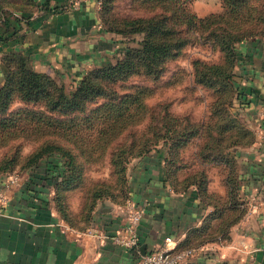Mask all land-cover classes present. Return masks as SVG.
Masks as SVG:
<instances>
[{
	"label": "crops",
	"instance_id": "1",
	"mask_svg": "<svg viewBox=\"0 0 264 264\" xmlns=\"http://www.w3.org/2000/svg\"><path fill=\"white\" fill-rule=\"evenodd\" d=\"M0 8L5 17V25L0 23V56L20 52L34 71L63 83L74 84L125 45L120 35L101 27L97 0H0ZM235 52L234 84L247 104L240 107L233 100L230 112L253 134V141L229 149L230 165L193 164L170 176L164 146L129 161L126 186L129 199L143 208L136 230L138 249L143 245L145 253L168 237L171 245L186 241L194 249L182 264H264V164L258 145L259 132L264 133V37L239 43ZM193 151L180 156L187 159ZM195 171L202 172L204 189L182 188L185 175ZM4 177L0 264H133L132 251L84 234L88 227L96 233L118 228L125 221L124 204L96 202L89 226L80 230L61 220L47 199L52 191L46 189L45 194L41 183L33 186L41 192L30 197L21 188L32 187L25 179L14 190L19 181L4 188ZM43 195L48 197L42 200ZM212 211L217 217L210 216Z\"/></svg>",
	"mask_w": 264,
	"mask_h": 264
},
{
	"label": "trees",
	"instance_id": "2",
	"mask_svg": "<svg viewBox=\"0 0 264 264\" xmlns=\"http://www.w3.org/2000/svg\"><path fill=\"white\" fill-rule=\"evenodd\" d=\"M109 1L112 0H98V19L101 27L107 32L118 35L139 33L141 34L140 41L137 47H124L122 55L113 61L86 70L74 84L66 86L59 79L34 71L28 58L20 52L6 51L1 54L0 139L6 137L9 130L16 126L15 122L22 119L24 121L30 119L31 125L34 126L33 130L37 129L38 123H41L43 128L49 132L62 133L70 128V133L68 131L67 134H70L72 139L75 137L80 139L81 131L86 128L95 129L98 134L111 131L115 135L124 128L125 125L122 123L125 120L134 118V121H137L146 113L143 100L151 89L129 84L126 86L127 90L120 93L123 83L135 75L149 77L151 80L158 79L165 62L176 58L186 44L185 37L178 36L181 30L175 26L181 23L185 28L183 31L189 33L199 25L201 20L195 19L185 11L184 0H133L148 15L122 19L120 25L116 27V24L108 23L106 18H103L109 10ZM260 4L261 7L256 11L257 16L264 15V0ZM222 5L224 21L220 23L218 45L224 54L225 63L229 66L227 68V65L224 67L211 64L205 67L211 76L209 83L217 81L222 85L220 92L222 89L225 92L224 105L221 107L219 104L217 108L222 114L214 121L209 132L203 133L201 122L196 125L190 124L187 119L184 118L182 121L178 115L161 108L158 115L150 114L154 124L151 126L150 136L155 139L141 142V147L134 154L141 157L157 145L164 146L167 154L165 165L169 176L174 175L178 168L190 167L193 164L199 166V164L209 162H224L230 165L229 149L234 146L247 145L253 141V134L240 122L236 113L230 112L233 100H236L240 107L247 104V101L242 99L243 94L234 84L233 70L237 65L234 45L244 39L264 37V29L254 32L246 27L240 29V25H243L245 21L248 22L247 19H251L250 11L253 10V4L249 3V0H222ZM241 7L245 9L246 14L243 13ZM24 19L26 18H22ZM0 23L5 25L4 12L1 8ZM0 40H4V37H0ZM194 81L198 85L201 83V80L195 77ZM13 99L25 105L30 103L40 109L38 111L19 107L9 110ZM214 105L217 106L216 103ZM172 137L175 139H171ZM191 148H194V151L187 159L180 156ZM54 152L64 158L62 169L54 174L53 169L56 166L54 167V163L48 161L43 169L42 177L37 179L31 177L28 185L31 184L33 188L41 183L40 188L42 189L47 181L52 182L55 195L51 200L59 217L68 226L81 230L89 226L87 222L91 218V211L96 202L92 205L89 201L86 205L82 204L77 213H72L67 206L66 208L61 206L60 193L73 189L79 180V172L74 167L72 155L60 146L44 144L27 159V163H37L40 158ZM130 156L133 157V155ZM121 160L125 161L124 158ZM7 163L5 161L0 165V170L7 168ZM120 168L124 174L125 169L122 166ZM230 181V178L227 179L229 184H231ZM181 183L182 188L195 185L197 189L202 190L204 189V176L202 172H191L185 175ZM118 186L120 189L116 190V194H111L109 191L104 192L106 196H109L107 197L109 200L123 205L129 198L125 177ZM31 191L36 195L40 190L32 189ZM214 212H211L212 218L217 217ZM80 221H83L84 225L79 223ZM187 247L190 246L186 241L175 245L176 249ZM133 254L136 256L134 252Z\"/></svg>",
	"mask_w": 264,
	"mask_h": 264
},
{
	"label": "rangeland",
	"instance_id": "3",
	"mask_svg": "<svg viewBox=\"0 0 264 264\" xmlns=\"http://www.w3.org/2000/svg\"><path fill=\"white\" fill-rule=\"evenodd\" d=\"M109 2V10L103 18L105 17L108 23L116 24V27L120 25L122 19L148 15L133 0H112ZM261 2L262 0H249V3L253 4V10L250 11L251 19H247L248 22L245 21L243 25H240V29L246 27L252 29V32L264 29V15H256V11L261 7ZM97 5L99 6V2H97ZM183 6L188 14L195 19H200L202 23H198L199 25L189 33L183 31L185 29L183 24L180 23L175 26L181 30L178 36H183L186 39V44L180 50L179 55L165 62L158 79L151 80L149 77L135 75L123 83V87L120 89V93L125 92L127 90L126 86L129 84L150 88L151 92L143 100L146 108L145 114L137 121H134V118L125 120L122 123L125 125L124 128L120 133L116 132L115 135L111 131L98 134L95 129L86 128L81 131L80 139L77 137L72 139L73 137L67 134L68 131L70 133V128L65 129L62 133L49 132L46 128H43L41 123H38L36 125L37 129L33 130L32 127L34 126L31 125L32 121H29L30 119L19 120L15 122L16 126L9 130V134L0 139V165L5 161L8 162L7 168L0 170V178L6 177L9 173H15L19 178V183L14 187L15 190L20 187L23 179L28 184L31 177L41 178L48 161L54 163V167L56 166L53 169L54 174L57 173L64 166V158L60 157L58 153L54 152L55 155L54 153L47 154L40 158L37 163H27V159L44 144L60 146L72 155L74 167L79 172V180L76 186L71 190L60 193L61 206L77 209L82 204L86 205L88 201L91 205L94 202L111 201L104 191L116 194V190L120 189L118 185H121L123 177L126 179L125 173L123 174L120 167L122 166L126 172L129 161L139 158L134 154L141 147L140 143L155 139V137L150 136L151 126L154 125L150 114L158 115L161 108H164L170 113L178 115L182 121L185 118L190 124L195 125L201 122L203 133L209 132L214 121L222 114L221 111L217 110L219 104L222 107L224 105L223 100L226 99L224 90L222 89V92H220L222 85L217 81L210 84L211 76L205 69L206 65L211 64L224 67L227 65L224 61V54L220 51L218 45L220 23L224 21L222 17V0H184ZM241 8L243 13L246 14L245 6ZM120 36L125 45L117 52V55L111 57L110 61L120 57L124 47H137L141 38L139 33ZM243 41L245 39L240 43ZM238 44L234 45L235 49ZM105 63H107V60L97 66ZM194 77L201 80L199 85L195 83ZM63 84L68 85V83ZM215 103L217 106L214 105ZM19 107L40 109L30 103L25 105L17 99H13L9 105V110H15ZM30 129L32 131H28ZM171 139L175 138L172 137ZM130 155H133V157ZM121 158H124L125 161L123 162ZM21 188L24 191L27 190L28 196H34L33 191H31L35 189L34 187L21 185ZM46 189L48 193L52 191L50 197L47 198L48 196L44 195L41 197L43 199H53L55 191L52 182H46L45 194Z\"/></svg>",
	"mask_w": 264,
	"mask_h": 264
},
{
	"label": "built area",
	"instance_id": "4",
	"mask_svg": "<svg viewBox=\"0 0 264 264\" xmlns=\"http://www.w3.org/2000/svg\"><path fill=\"white\" fill-rule=\"evenodd\" d=\"M259 134L258 145L262 146L261 154L264 164V133L259 132ZM18 179L15 173H9L3 182V187L8 188L16 184ZM6 202L7 197L4 193L0 192V208ZM123 207L125 221L118 228L110 233H96L93 227H88L85 229L84 234L97 237L101 241H108L122 249L133 251L136 254L133 264H182L193 254V248L176 249L175 245H171V241L166 237L161 245L140 255L136 228L142 216L143 208L135 205L129 198L125 200Z\"/></svg>",
	"mask_w": 264,
	"mask_h": 264
},
{
	"label": "water",
	"instance_id": "5",
	"mask_svg": "<svg viewBox=\"0 0 264 264\" xmlns=\"http://www.w3.org/2000/svg\"><path fill=\"white\" fill-rule=\"evenodd\" d=\"M144 246L143 245H140V247H139V253H140V255H143L145 252H144Z\"/></svg>",
	"mask_w": 264,
	"mask_h": 264
}]
</instances>
